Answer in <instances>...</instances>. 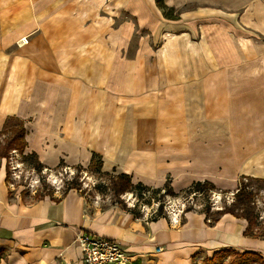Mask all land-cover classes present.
Segmentation results:
<instances>
[{
    "label": "rangeland",
    "instance_id": "374dc122",
    "mask_svg": "<svg viewBox=\"0 0 264 264\" xmlns=\"http://www.w3.org/2000/svg\"><path fill=\"white\" fill-rule=\"evenodd\" d=\"M163 1L166 10L158 6L157 0H74L75 8L85 6L87 21L83 25H90L92 38L98 37L99 27L102 30L105 28L101 38L106 45L101 48L92 46L88 50L77 47L76 54L81 50L93 55L100 50L108 55H120L124 61H140L133 64L140 75L143 74L142 66L146 65L142 61L153 60L149 71L154 73L155 85L161 88L159 96H155V105L160 103L161 98L169 96L164 95L171 93L169 87L174 86L171 83H177L178 87L186 89L185 94L177 95L186 96L185 106L189 110L186 118L177 119L179 112H176L172 120L154 124L144 123L141 119L131 120L129 132L128 122L125 121L123 126L122 120L119 130L114 126L113 131L125 135L131 133L138 139L119 144L117 150L104 148L106 160L102 170H99V160L92 166L86 160H83L84 164L77 158H70L56 169L45 167L43 171H38L37 159L34 156L28 159L31 154L17 150L11 151L9 160L0 159V168L5 167L6 172L7 169L10 172L9 179H6L10 194L21 196L28 205L45 199L60 202L75 191L84 197L86 206L92 212L98 209L128 213L136 221L155 222L173 233H185L190 225H194L198 231L213 236L211 240L221 243V239L216 237L218 231L228 230L231 238L241 236L247 223L226 216L214 225L213 216L204 213L205 209L210 204L212 213L222 210L226 202H232L245 178L264 179L244 174L248 166L246 158L250 154L247 152L257 146V141L249 142L248 134L252 136L258 124L251 121L255 117L252 113L245 112L243 117V105L236 104L243 94L254 93L264 86V0ZM28 6L33 10L31 2ZM77 9L75 23L79 17ZM23 39L28 41L27 37ZM127 64L126 61L124 67ZM169 72L185 73L186 79L169 81L166 78ZM158 81L161 83L157 84ZM218 99L224 100L227 105L217 108ZM228 100L235 102L229 103ZM145 102H140L134 117L152 106ZM162 114L167 115L166 112ZM10 119L12 127L20 125V120ZM244 121H247L246 124ZM98 122L97 118L96 125ZM146 136L148 142L141 141ZM7 138L0 137V152ZM94 139L92 137L88 145L91 155L99 152V144ZM116 160L125 163L122 169L132 172L134 186L143 183L148 188L116 195L112 191L113 180L120 172L115 167ZM73 180L74 189L70 190L68 185ZM199 181H209L216 186L210 197L199 195L194 198L192 194L185 193ZM168 185L173 187V194H165ZM260 187L256 183V188ZM259 195L263 210L264 189ZM218 196L220 199H217ZM161 204L163 208H159ZM199 244L182 242L185 248L197 251L188 258L179 255L176 258L187 259L191 264H208L207 260L214 257L215 251H201ZM162 247L159 257L149 254L145 256V262H138L130 252L129 264L161 263L162 255L171 250L168 245ZM242 263L239 257L227 255L218 259L216 264ZM249 263L260 264L251 260Z\"/></svg>",
    "mask_w": 264,
    "mask_h": 264
},
{
    "label": "crops",
    "instance_id": "0c3cea01",
    "mask_svg": "<svg viewBox=\"0 0 264 264\" xmlns=\"http://www.w3.org/2000/svg\"><path fill=\"white\" fill-rule=\"evenodd\" d=\"M74 4V0H0V131L10 118L23 122L28 144L25 154L35 153L48 170L58 168L70 158L84 164L86 160L91 165L94 154L102 157L105 166L104 148L117 150L119 144L138 139L131 133L128 136L113 131L114 126L119 130L122 120L123 126L128 122L129 132L131 120L154 124L172 120L176 112H179L177 119L186 118L189 112L186 96L177 97L185 94L186 89L177 83H171L174 85H169L171 93L164 95L169 96L155 105V96H159L161 88L155 85L154 73L149 71L153 60L142 61L146 65L140 69L143 71L140 75L133 65L140 61H124L120 55L100 50L93 55L81 50L76 54L77 47L88 50L106 45L101 38L105 28L99 27L98 37L92 38L90 25H83L87 21L85 6L77 9ZM24 37L28 38L27 44L21 41ZM185 75L169 72L166 78L177 82L186 79ZM243 95L236 103L243 105L242 116L245 112L252 113L255 117L251 121L258 124L253 135L248 134L249 142L257 141V146L245 151L250 154L244 174L264 177V86ZM233 100L228 102L234 103ZM143 101L152 106L134 117ZM221 105L227 104L218 99L215 106ZM162 112L167 115H161ZM92 137L99 144V152L91 155L88 145ZM142 139L148 142V136ZM124 166L123 161L116 160L118 174L132 176V172L122 169ZM6 179V168L1 167L0 264H84L83 252L75 244L79 230L123 242L138 262H145L149 254L159 257L162 253L157 254L156 249L168 245L171 250L162 255L159 264H191L187 259L176 258L177 255L188 258L197 251L182 246L184 241L199 242L198 249L204 252L233 248L264 258V239H249L244 234L231 238L229 231L222 229L216 231L219 243L194 225L186 231L189 234L169 232L158 223L136 221L128 213L98 209L92 212L84 197L75 191L60 202L45 199L28 205L21 196L10 194Z\"/></svg>",
    "mask_w": 264,
    "mask_h": 264
},
{
    "label": "trees",
    "instance_id": "16d2710c",
    "mask_svg": "<svg viewBox=\"0 0 264 264\" xmlns=\"http://www.w3.org/2000/svg\"><path fill=\"white\" fill-rule=\"evenodd\" d=\"M158 6L166 10L167 7L164 4L163 0H157ZM9 119L5 128L0 131V137H8L5 141V147L0 152V159L9 160L10 153L12 150H17L23 154H25L27 149V141H26V127L23 122H20L19 126L12 127ZM36 158L38 164L36 165V169L38 171H43L45 166L39 161L38 156L33 153L29 155V158ZM34 156V157H33ZM99 160V170L103 168V160L100 155L94 154L91 165H95V162ZM64 164V163H62ZM102 166V167H101ZM7 179H9L10 172L7 169ZM254 182V183H253ZM75 180L69 183L68 188L70 190L74 189ZM256 183L260 184L262 187L256 188ZM133 178L131 175L122 173L117 174V176L113 180L112 191L116 195H123L129 191H133L134 189H147V186H144L143 183H139L137 186H134ZM264 179H247L245 178L243 182L240 183V186L237 192L234 194L232 198V202H226L225 206L222 210L217 211L215 214L211 212L210 204L207 209H205L204 213L211 214L213 216L212 223L218 224L221 219L226 215H231L237 219H242L246 221V229L244 232L245 237L253 238V239H264V209L262 210L260 207V191L264 189ZM216 189V186L209 181H199L194 183L185 193L191 195L195 198L199 195H207L210 197V193ZM161 191V190H157ZM173 187L168 185V190L165 191L166 195L173 194ZM60 201V200H59ZM159 208H163L161 204ZM213 226V225H212ZM227 255H235L243 260L242 264H250L251 261L259 262L260 264H264V258L255 252H246L241 254L236 252L235 250H222L215 253L213 258H209L207 260L208 264H216L217 260Z\"/></svg>",
    "mask_w": 264,
    "mask_h": 264
},
{
    "label": "built area",
    "instance_id": "2783aa9c",
    "mask_svg": "<svg viewBox=\"0 0 264 264\" xmlns=\"http://www.w3.org/2000/svg\"><path fill=\"white\" fill-rule=\"evenodd\" d=\"M27 44V39L22 40ZM75 244L83 252L84 264H129L130 250L123 242L109 239L88 231L79 230L76 234ZM163 248L156 249V253H162Z\"/></svg>",
    "mask_w": 264,
    "mask_h": 264
},
{
    "label": "bare ground",
    "instance_id": "6f19581e",
    "mask_svg": "<svg viewBox=\"0 0 264 264\" xmlns=\"http://www.w3.org/2000/svg\"><path fill=\"white\" fill-rule=\"evenodd\" d=\"M52 179H53V180H55V179H56V177H55V176H53V177H52ZM217 199H220V197L218 196V197H217ZM175 218H177V217L175 216ZM176 221H177L176 223L178 224V223H179V221H178L177 219H176ZM243 222H244V221H243Z\"/></svg>",
    "mask_w": 264,
    "mask_h": 264
}]
</instances>
